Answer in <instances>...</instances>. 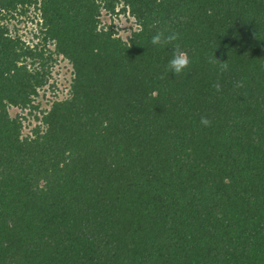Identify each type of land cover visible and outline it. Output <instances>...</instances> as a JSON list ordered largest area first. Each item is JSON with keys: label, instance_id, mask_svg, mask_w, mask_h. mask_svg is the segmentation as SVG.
I'll use <instances>...</instances> for the list:
<instances>
[{"label": "trees", "instance_id": "trees-1", "mask_svg": "<svg viewBox=\"0 0 264 264\" xmlns=\"http://www.w3.org/2000/svg\"><path fill=\"white\" fill-rule=\"evenodd\" d=\"M0 264H264V0H0Z\"/></svg>", "mask_w": 264, "mask_h": 264}, {"label": "clouds", "instance_id": "clouds-1", "mask_svg": "<svg viewBox=\"0 0 264 264\" xmlns=\"http://www.w3.org/2000/svg\"><path fill=\"white\" fill-rule=\"evenodd\" d=\"M178 39L177 34L170 33L165 34V31H159L157 32L151 40V43L153 45H161V44H167L171 43L172 41H175ZM214 63H219L222 70H227V63L226 62H220L214 55L213 61ZM190 63L189 57L187 52L181 50L179 45H177L172 52V58L169 61L168 69L171 73L175 75H179L182 71H184ZM219 90V89H217ZM202 124L208 125L210 121H208L206 118H202L201 120Z\"/></svg>", "mask_w": 264, "mask_h": 264}, {"label": "rangeland", "instance_id": "rangeland-1", "mask_svg": "<svg viewBox=\"0 0 264 264\" xmlns=\"http://www.w3.org/2000/svg\"><path fill=\"white\" fill-rule=\"evenodd\" d=\"M119 24L122 25V26H124V27H125L126 24L128 26H130V24L127 23L124 18L119 21ZM14 26L15 27L17 26L19 28L20 27L24 28L23 32L25 33L24 35H25V39L26 40H29L32 37V34L34 33V31H33L34 28H33V25H32L31 22H28L27 25L26 24H22L21 25L20 23H17V22H11L10 23V27L12 28ZM123 36H125V34H123ZM67 70H68V68L66 67V63L63 62L62 60H59L55 64V66H54V68L52 70L53 80L51 82H53V81L54 82H57L58 85H59V87L61 89H63V90L66 89L65 88L66 87V81L68 79H70L69 78L70 77V74L67 72ZM41 93H43V92L41 91ZM64 94H66V90H64Z\"/></svg>", "mask_w": 264, "mask_h": 264}]
</instances>
